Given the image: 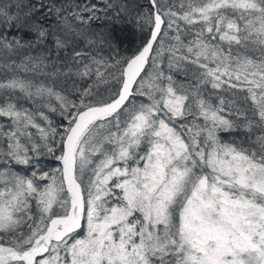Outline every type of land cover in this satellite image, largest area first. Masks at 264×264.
<instances>
[{
    "label": "snow or ice",
    "instance_id": "obj_1",
    "mask_svg": "<svg viewBox=\"0 0 264 264\" xmlns=\"http://www.w3.org/2000/svg\"><path fill=\"white\" fill-rule=\"evenodd\" d=\"M0 264H264V0H0Z\"/></svg>",
    "mask_w": 264,
    "mask_h": 264
},
{
    "label": "trees",
    "instance_id": "obj_2",
    "mask_svg": "<svg viewBox=\"0 0 264 264\" xmlns=\"http://www.w3.org/2000/svg\"><path fill=\"white\" fill-rule=\"evenodd\" d=\"M130 40H131V38H130ZM127 46V45H126Z\"/></svg>",
    "mask_w": 264,
    "mask_h": 264
}]
</instances>
